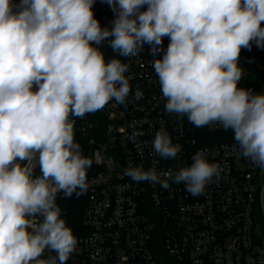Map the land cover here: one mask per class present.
<instances>
[{"label":"clouds","instance_id":"9594fccd","mask_svg":"<svg viewBox=\"0 0 264 264\" xmlns=\"http://www.w3.org/2000/svg\"><path fill=\"white\" fill-rule=\"evenodd\" d=\"M106 2L115 14L111 28L94 17V0H0V264H66L76 251L57 194L86 193L93 160L74 142L69 116L97 112L113 99L125 104L131 91L129 65L106 63L94 46L104 41L124 57L145 44L153 55L163 51L153 68L165 111L186 114L198 128L232 130L240 156L264 171V93L238 87L241 48L250 50L253 41L264 47V0ZM141 98L137 89L134 99ZM153 148L175 159L182 146L161 128ZM192 159L175 173L139 165L123 174L164 189L183 183L200 195L222 169L203 152ZM46 249L55 255L42 258Z\"/></svg>","mask_w":264,"mask_h":264},{"label":"built area","instance_id":"2783aa9c","mask_svg":"<svg viewBox=\"0 0 264 264\" xmlns=\"http://www.w3.org/2000/svg\"><path fill=\"white\" fill-rule=\"evenodd\" d=\"M92 11L102 28L112 27L115 14L106 0H94ZM169 43L165 36V51ZM94 46L106 63L115 58L129 65L125 76L131 91L125 104L113 99L97 112L69 116L74 139L88 143L93 163L82 232L74 234L76 251L66 264H264V171L240 156L237 143L215 137L226 131L220 125L198 128L186 114L165 111L167 100L153 68L163 51L153 55L145 44L136 56L124 57L108 41ZM161 128L182 146L175 159L161 158L153 148ZM134 130L140 134L132 140ZM198 151L222 169L200 195L186 191L183 183L164 189L123 174L139 165L175 173L191 166ZM39 175L37 164L34 178ZM54 255L46 249L42 258Z\"/></svg>","mask_w":264,"mask_h":264},{"label":"trees","instance_id":"16d2710c","mask_svg":"<svg viewBox=\"0 0 264 264\" xmlns=\"http://www.w3.org/2000/svg\"><path fill=\"white\" fill-rule=\"evenodd\" d=\"M238 64L244 73L238 87L249 88L256 93L262 92L264 87V70L262 69L264 67V47H256L253 41L250 50L241 48ZM215 137L221 142H235L234 133L230 129L217 134ZM74 142L81 145L83 155L87 157L88 143L82 139H74ZM57 204L62 209V218L66 220L67 226L71 227L73 234L81 233L87 204L86 193L79 197L74 193L70 198H65L62 192L58 193Z\"/></svg>","mask_w":264,"mask_h":264},{"label":"rangeland","instance_id":"374dc122","mask_svg":"<svg viewBox=\"0 0 264 264\" xmlns=\"http://www.w3.org/2000/svg\"><path fill=\"white\" fill-rule=\"evenodd\" d=\"M262 69L264 70V67H263ZM260 93H264V87H263V90H262V92H260Z\"/></svg>","mask_w":264,"mask_h":264}]
</instances>
